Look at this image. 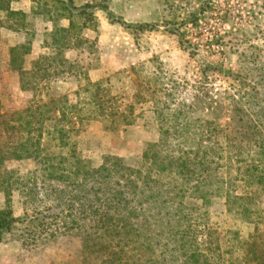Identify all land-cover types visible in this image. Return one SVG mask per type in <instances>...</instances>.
<instances>
[{
    "label": "rangeland",
    "instance_id": "obj_1",
    "mask_svg": "<svg viewBox=\"0 0 264 264\" xmlns=\"http://www.w3.org/2000/svg\"><path fill=\"white\" fill-rule=\"evenodd\" d=\"M86 2L95 6L93 20H87L83 28L81 20L76 19L70 38L58 52L42 46L46 29L52 26L47 21L50 15H31L30 8L24 28L15 31L24 36L0 39L1 120L22 121L27 108L45 103L52 107V100L59 101L60 106L64 100L84 105L100 97L103 107L118 108L117 116L108 121H85L71 136L69 146L92 166L113 155L131 167L144 169L147 163L143 152L159 142L165 127L172 123L169 119L173 113L194 104L196 96L202 95L198 109L190 114L192 122L199 115L202 122L214 126L213 138L233 141L230 153L232 147L250 138L246 134L242 137L231 125V107L232 99L244 96L242 92L249 88L246 83H254V74L264 71V0H73L77 7ZM46 3L52 18L58 15V6ZM103 7L116 19L145 26L124 27L109 18ZM56 23L67 25V20L56 19ZM24 44L29 46L28 53L24 54V48L16 49L12 66L11 47ZM44 55L55 58L45 69L47 78L28 79L22 88L17 68L29 71L32 63ZM196 135L198 130L192 128L169 130L167 137L186 140ZM246 151L241 154L248 159ZM5 168L23 176L36 167L29 159H10ZM220 173L218 170L216 175ZM61 184L42 182L34 176L21 184L24 193L13 192L11 207L15 216L45 215L44 225L51 223L52 212L59 213L60 218L49 230L47 226L40 228L49 233L56 229L53 238L31 231L41 225L40 221L18 223L0 240V264H117L110 262L112 248H106V239L96 240L83 226L63 228L72 216L66 211L65 197L59 196ZM66 188L67 192L71 190ZM3 202L0 192V207ZM182 209V222L188 236L197 239L202 264L204 259L208 264H255L251 250L264 259V193L257 199L249 222L227 211L224 198L218 195L208 196L204 203L187 197ZM77 224L88 227L89 222L79 219ZM142 230L149 234L148 241L167 251L170 261L172 246L166 248L165 244L172 232L168 234L160 225L153 229L151 214L142 221ZM95 241L100 244L95 245ZM134 245L126 243L115 257L116 261L121 258L118 264L153 261V251L141 246L133 250Z\"/></svg>",
    "mask_w": 264,
    "mask_h": 264
},
{
    "label": "trees",
    "instance_id": "obj_2",
    "mask_svg": "<svg viewBox=\"0 0 264 264\" xmlns=\"http://www.w3.org/2000/svg\"><path fill=\"white\" fill-rule=\"evenodd\" d=\"M11 1L0 0V29L6 27L18 31L24 28L29 14L12 10L9 6ZM31 1V15H50L47 21L52 26L46 29L42 46L51 51L63 49L75 27L76 19L81 20V26L85 28L86 21L94 18L95 6L89 2L77 7L73 0ZM47 1L52 6H58V15H53V18L52 11L45 8ZM102 9L109 18L124 27L142 29L145 26L128 24L121 18H114L107 8ZM56 19L67 20V25L57 24ZM18 48H24V54L29 51L26 44L11 47V65L17 57L15 52ZM54 60L53 55H44L32 63L29 71L18 67L22 88L28 79H46L45 69ZM254 76V83H246L249 88L242 92L246 98L239 96L232 99L231 107L234 114L231 125L242 137L245 134L250 136L244 139L250 141L245 143L246 146L243 140L232 147L230 153L233 141L213 138L214 126L202 122L199 115L192 122L190 114L198 109L202 95L196 96L194 104L173 113L174 116L169 119V123H172H168V127L165 125L159 142L149 145L143 152V160L147 163L144 169L131 167L122 158L113 155L105 156L100 165L92 166L69 146L71 136L79 132L85 121L95 118L107 120L117 116L118 108L103 107L100 97H94L84 105L64 100L60 106L59 101L52 100V107L45 103L27 108L22 121L4 122L0 119V192L4 196L3 206L0 207V240L24 221H40L41 225H35L31 231L45 233L51 238L56 235V229L49 233L40 228L47 226L46 229H50L60 218L59 213L52 212L49 215L53 218L51 223L44 225L47 222L45 215L27 217L25 214L21 218L14 215L11 207L13 192L19 190L24 193L20 189L21 184L35 176L42 182L65 183L61 184L59 196L65 197L63 202L67 205L68 216L72 218L70 223H63V228L83 226L96 240L106 239V248H112L113 257H109L110 262L118 264L121 258L118 257L116 261L115 257L121 254L126 243L135 242L133 250L141 246L153 251L150 264H202L197 239L188 236L182 222L185 214L182 209L184 199L195 197L204 203L208 196L218 195L224 198L227 211L242 222H249L257 199L264 193V71ZM204 78L208 77L204 75ZM192 128L198 130L199 135L186 140L167 137L169 130ZM243 151H246L248 159L242 156ZM10 159L32 160L36 168L19 176L17 171L5 168V162ZM218 170L221 173L216 175ZM26 186L23 184V187ZM66 187L71 190L67 192ZM255 212L257 214V209ZM147 214L153 215V229L160 225L161 228L166 227L168 234L172 232L165 244L166 248L172 246L169 251L170 261L166 258L167 251L148 241L149 234L142 230V221ZM79 219H86L89 228L77 224ZM174 219L177 221L172 223ZM156 238L153 240L157 241ZM94 244L99 245L100 242L95 241ZM250 254L255 264H263V257H257L254 250ZM208 262L204 259L203 264Z\"/></svg>",
    "mask_w": 264,
    "mask_h": 264
},
{
    "label": "crops",
    "instance_id": "obj_3",
    "mask_svg": "<svg viewBox=\"0 0 264 264\" xmlns=\"http://www.w3.org/2000/svg\"><path fill=\"white\" fill-rule=\"evenodd\" d=\"M26 5L28 6L27 8H25ZM9 6L12 10H20V11L25 12L26 14H29L28 8L31 9V7L33 6V2L31 0H12ZM1 31H2V35H0V39H21L19 34H22V36H24L23 32L22 33L15 32L11 29H7L6 27L4 28L1 27L0 33ZM16 34L19 35L17 36V38L15 37Z\"/></svg>",
    "mask_w": 264,
    "mask_h": 264
}]
</instances>
